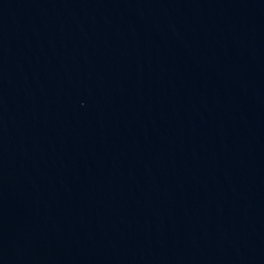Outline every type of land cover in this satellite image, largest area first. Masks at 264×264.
<instances>
[{"label":"water","instance_id":"water-1","mask_svg":"<svg viewBox=\"0 0 264 264\" xmlns=\"http://www.w3.org/2000/svg\"><path fill=\"white\" fill-rule=\"evenodd\" d=\"M0 264H264V0H0Z\"/></svg>","mask_w":264,"mask_h":264}]
</instances>
